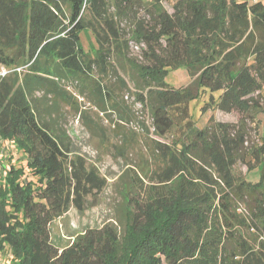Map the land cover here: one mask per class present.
<instances>
[{"label": "trees", "instance_id": "trees-1", "mask_svg": "<svg viewBox=\"0 0 264 264\" xmlns=\"http://www.w3.org/2000/svg\"><path fill=\"white\" fill-rule=\"evenodd\" d=\"M179 64L193 80L176 88L166 75ZM0 65L12 69L0 79V143L27 159L3 165L2 264H264V135L251 138L264 112L263 0H0ZM207 90L240 119L198 127L190 103ZM66 107L106 113L121 154L137 144L121 130L131 123L146 151L119 178L115 220L62 244L53 223L109 182L60 124ZM82 117L92 136L104 131Z\"/></svg>", "mask_w": 264, "mask_h": 264}, {"label": "rangeland", "instance_id": "rangeland-1", "mask_svg": "<svg viewBox=\"0 0 264 264\" xmlns=\"http://www.w3.org/2000/svg\"><path fill=\"white\" fill-rule=\"evenodd\" d=\"M164 4L169 10L173 9L169 2L165 1ZM81 42L86 51L92 54L96 53L98 43L92 30H83L81 32ZM138 49L139 48L133 46L132 53L134 55L139 54L140 50ZM109 78H111V76ZM192 80L191 72L186 64H179L171 67L166 75V81L176 88L187 86ZM221 92V90L214 92L207 90L203 95L191 101V113L197 121L198 127H205L212 115L221 121H238L242 116L241 113L236 111L226 112L212 107L211 94L213 93L218 101ZM128 96L129 99H126L132 101V95ZM79 98L82 100V104L88 106L86 95H81ZM136 108H138V115L140 118H145L147 122L150 123L151 117L145 109H142V104H136ZM65 110L66 114L63 116L60 124L67 129L69 135L73 139L75 150H81L86 153L90 162L96 163L101 172L108 177L109 182L102 192L90 196L85 201L83 208L72 207L67 213L53 223V238L62 244L74 240L78 234L84 232L89 227L103 226L105 223L115 220L118 207L124 199L122 196L124 189H122L123 185L121 181H119V178L128 166L140 165L143 156L141 152L146 151L143 139L142 141L138 140L137 133L132 135L131 129H133V127L131 123L123 124L124 127L121 130L124 135L126 134L127 136V144H132V141H136L137 144L134 146L135 149H132L130 146V149L125 150L124 154H121L120 149L121 151L123 150L120 146L122 140L117 139V131H115L106 118H104L107 115L106 113H99V117V114L97 113V116L91 109H88V111H76L73 107H66ZM82 111L87 114L89 118H99V120L103 122L101 124L105 126V129L104 131H97L99 136L91 135L90 130L84 123L86 118L82 117ZM101 116H103L104 120ZM261 116L262 122L259 126V131L256 132L255 129H252L251 138L253 140H258V135H264V112ZM136 124L140 126V123ZM104 134L110 136L111 142L113 140L118 141V146H120V148L117 146L114 147L111 143L107 142L108 140H105L104 143H107V146H105L102 142ZM121 137L123 138V135ZM26 160L24 152L18 149L12 141H2L0 143V178L3 174L4 164L17 162V164L20 165L25 163ZM235 170L247 172V165L241 161L236 165ZM248 178L252 181L258 180L260 178V168L256 167L251 169L248 172Z\"/></svg>", "mask_w": 264, "mask_h": 264}, {"label": "built area", "instance_id": "built-area-1", "mask_svg": "<svg viewBox=\"0 0 264 264\" xmlns=\"http://www.w3.org/2000/svg\"><path fill=\"white\" fill-rule=\"evenodd\" d=\"M253 2L258 1V0H251ZM17 70H21V68H17ZM12 71V69L8 68L5 65H0V79L7 76L10 72ZM0 264H2L1 260H0Z\"/></svg>", "mask_w": 264, "mask_h": 264}]
</instances>
